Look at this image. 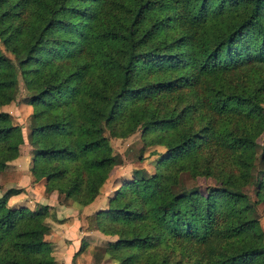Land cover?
<instances>
[{"label": "trees", "instance_id": "obj_1", "mask_svg": "<svg viewBox=\"0 0 264 264\" xmlns=\"http://www.w3.org/2000/svg\"><path fill=\"white\" fill-rule=\"evenodd\" d=\"M18 71L33 92L31 172L48 191L93 202L121 164L110 138L141 128L166 148L82 215L80 231L116 237L97 260L264 264V0H0V108ZM22 143L0 110V172ZM199 177L211 183L190 190ZM19 192L0 197V264H55L49 209L7 207Z\"/></svg>", "mask_w": 264, "mask_h": 264}, {"label": "rangeland", "instance_id": "obj_2", "mask_svg": "<svg viewBox=\"0 0 264 264\" xmlns=\"http://www.w3.org/2000/svg\"><path fill=\"white\" fill-rule=\"evenodd\" d=\"M8 56L12 59L13 63H16L10 54ZM16 75L15 96L12 102L2 106L0 110L8 112L13 122L20 126L23 143L19 147V156L7 162L4 170L0 172V197L10 189H18L20 192L10 196L8 199L7 207H25L34 211L38 209L40 211L41 207L49 209V216L45 218V221L50 227V233L45 236V239L51 243L53 249L52 255L54 256V253L57 252L55 264H75L79 253L80 258L85 257L84 262H82L83 264H115L107 257L103 258V260H97L93 255L101 252L95 248L104 247L108 238L106 240V238L102 239L99 236H88L80 238L77 245L78 248L71 247L74 243H78L76 234L82 224L80 216L84 206L81 207L78 203L73 202V200L65 199L62 194H58L56 191H48V180L46 178L36 180L32 174L31 168L33 167L34 150L29 143L28 136L34 125L32 106L29 103L33 92L26 89L19 71ZM142 130L138 128L134 133L125 138L109 139L113 154L119 156L121 164L112 167L109 177L101 186L99 194L95 198L97 207L104 206V209L107 208L109 200L116 194V191L125 181L131 180L135 176H148L152 174L157 159L166 153V148L162 145L145 144L142 140ZM210 183V181L200 177L195 180L188 179L186 181V185L190 190L199 189L201 191H204ZM243 192L248 195L251 202L257 201L254 185H247L243 188ZM38 193H40L39 196ZM22 194H25L24 199L26 202L30 198L33 203L24 204L17 199L11 200L14 196H21ZM255 208L260 224L264 229V203H256ZM112 237L109 236L108 242L116 239L115 236ZM82 254L84 256H81ZM72 255L74 257L77 255L76 259ZM86 259H89L87 260L89 263L85 261Z\"/></svg>", "mask_w": 264, "mask_h": 264}, {"label": "crops", "instance_id": "obj_3", "mask_svg": "<svg viewBox=\"0 0 264 264\" xmlns=\"http://www.w3.org/2000/svg\"><path fill=\"white\" fill-rule=\"evenodd\" d=\"M37 192H38V190H36ZM35 191V192H36ZM33 192V191H32ZM39 194L40 193H38V196H39ZM25 195V194H24ZM24 195L22 194L21 196H14L11 200H19L20 202H22V203H26V204H31V203H33V201L29 198V200L26 202L25 201V199H24ZM36 199V198H35ZM36 205V204H35ZM28 207H30V205H28ZM83 211H82V214H81V216L80 217H82V215H90V214H93V213H96V212H98L99 210H103L104 209V206L103 207H100V206H98L97 207V202H96V200L94 201V202H92L91 204H89V205H87V206H84L83 208ZM81 226V225H80ZM90 237V236H99L100 238H102V239H104V238H106V240H107V238H108V240H109V236L108 235H104V234H102L101 232H99V231H90V232H82V231H80V229L78 230V233L76 234V240H78V243H74L71 247H73V248H76L77 247V245L79 244V240H80V238H84V237ZM110 237H112V236H110ZM113 238V237H112ZM115 238V237H114ZM108 240H107V242H108ZM53 242V241H52ZM78 248V247H77ZM78 250V249H77ZM86 250V249H85ZM78 253V252H77ZM79 255H80V253L78 254V256L76 257L77 258V261H76V263L75 264H83L82 262H84L83 260L85 259V257H79ZM73 256V255H72ZM81 256H84V254H82ZM54 257H55V259L57 260V252L56 253H54ZM74 256H73V258H75ZM70 258V257H69ZM75 258V259H76ZM70 260V259H69ZM71 260H73V259H71ZM87 260H89V259H86L85 261H87ZM88 262V261H87ZM89 263V262H88ZM74 264V263H73Z\"/></svg>", "mask_w": 264, "mask_h": 264}]
</instances>
